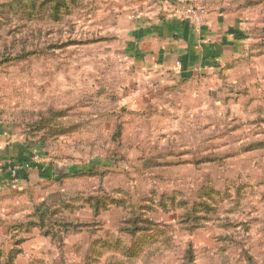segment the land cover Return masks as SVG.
<instances>
[{
	"label": "rangeland",
	"instance_id": "1",
	"mask_svg": "<svg viewBox=\"0 0 264 264\" xmlns=\"http://www.w3.org/2000/svg\"><path fill=\"white\" fill-rule=\"evenodd\" d=\"M170 5L248 39L203 102L127 56ZM1 126L45 170L1 205L0 264H264V0H0Z\"/></svg>",
	"mask_w": 264,
	"mask_h": 264
},
{
	"label": "crops",
	"instance_id": "2",
	"mask_svg": "<svg viewBox=\"0 0 264 264\" xmlns=\"http://www.w3.org/2000/svg\"><path fill=\"white\" fill-rule=\"evenodd\" d=\"M134 22L128 34L127 56L151 75L171 72L169 74L173 78L169 79L181 82L170 92L178 90L179 94L186 95L184 99L192 101L201 99L203 102L204 97L210 94L209 90L223 81L230 66L243 54L248 40L240 19L225 12L207 11L205 23L200 27L172 18L163 11L152 14V17L148 14L135 18ZM6 130L1 126L4 143L0 149V164L26 160L37 153L31 145L12 133L9 135ZM44 160L43 157V161L27 173V180L21 179L20 186L40 174L41 168H45ZM11 188L5 171L0 168L1 218L5 214L1 205L15 195L16 190Z\"/></svg>",
	"mask_w": 264,
	"mask_h": 264
},
{
	"label": "built area",
	"instance_id": "3",
	"mask_svg": "<svg viewBox=\"0 0 264 264\" xmlns=\"http://www.w3.org/2000/svg\"><path fill=\"white\" fill-rule=\"evenodd\" d=\"M167 14L175 19L191 22L196 27H200L205 23V18L207 11L202 8H194L186 5H170L166 10ZM143 18L144 15L141 14L133 17ZM180 63L177 64L179 67ZM3 136L0 134V149H2V144L4 143ZM43 161V156L40 153H33L30 157L22 162H4L0 164L1 171H5L8 182L10 183L13 189H17L18 185L21 182V175L28 173L33 167L37 164H40Z\"/></svg>",
	"mask_w": 264,
	"mask_h": 264
},
{
	"label": "trees",
	"instance_id": "4",
	"mask_svg": "<svg viewBox=\"0 0 264 264\" xmlns=\"http://www.w3.org/2000/svg\"><path fill=\"white\" fill-rule=\"evenodd\" d=\"M195 8V7H194ZM6 62V61H5ZM23 160H18V162L20 163V162H22ZM44 170H45V168H44ZM43 170V171H44ZM42 172V171H41ZM47 175H52V169H51V167H48V169H47V173H46ZM53 176V175H52ZM27 177H28V174L26 173V174H22L21 175V178H23V179H27ZM34 211H35V209H34ZM37 213V212H36ZM141 230H137L136 232H135V234L136 233H139Z\"/></svg>",
	"mask_w": 264,
	"mask_h": 264
}]
</instances>
